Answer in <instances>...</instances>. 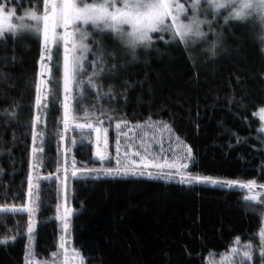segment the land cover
Here are the masks:
<instances>
[{"label": "trees", "instance_id": "16d2710c", "mask_svg": "<svg viewBox=\"0 0 264 264\" xmlns=\"http://www.w3.org/2000/svg\"><path fill=\"white\" fill-rule=\"evenodd\" d=\"M0 4L22 11L32 6L29 0ZM257 35L246 23L234 22L224 28L215 57L207 50L211 40L187 48L157 40L135 58L118 51L114 38L106 36L113 49L106 64L116 68L100 81L99 94L88 89L83 107L114 115L111 122L102 118L109 129L108 152H114L118 121L135 129L129 144L137 148L138 138L156 134L149 124L162 122L154 125L163 128L167 123V139L191 149L189 175L264 184V135L255 115L264 106V51ZM41 56V43L34 37L0 43V205H35L32 248L38 262L52 259L63 234L85 264H208L209 256L231 248L237 236L241 245H258L263 217L242 202L245 192L237 185L141 175L96 179L94 172L79 171L72 176L69 169H97L112 162L97 160L93 136L81 146L71 141L74 132L63 133L59 103H48L33 160ZM110 88L111 99L103 95ZM6 109L18 115L6 116ZM79 116L86 122L83 112ZM163 138L156 144L166 146ZM63 167L68 171L63 173ZM62 178L70 189L69 203L64 199L71 210L66 232L60 218ZM28 222L25 212L0 214V239L15 237L0 244V264H25ZM259 261L254 254L253 264Z\"/></svg>", "mask_w": 264, "mask_h": 264}, {"label": "snow or ice", "instance_id": "6c2138e0", "mask_svg": "<svg viewBox=\"0 0 264 264\" xmlns=\"http://www.w3.org/2000/svg\"><path fill=\"white\" fill-rule=\"evenodd\" d=\"M29 3L32 6L25 10L24 16L16 17L15 23L13 22L15 9H7L6 5L0 4V43L9 37L19 39L28 35L41 39L45 51H51V46L57 49L62 47L63 126L67 130L73 121H79V113L83 112L86 122L75 123V128L82 132L85 129L88 130L87 134L82 136L81 146H84V142L90 140L94 134L95 155L100 161L108 158L109 129L104 127L102 118L106 117L111 122L115 117L107 115L104 111L98 113L92 111L94 106L85 108L83 101L88 98V89L96 88L99 94L102 87L100 81L105 75L114 72L116 66L109 67L106 64L108 57L113 54L105 52L98 37H114L135 58L138 50L152 48L157 40L163 41L166 45L178 42L187 48L189 45L208 40L209 33H211L213 39L207 50L215 57L224 28H230L234 22H243L260 26L259 40L262 42L261 50L264 51V0H29ZM217 25H220L219 32L216 31ZM90 56L91 59H89ZM43 59L42 55L41 60ZM89 67L92 68L91 72L88 71ZM50 72L48 65L41 64V76ZM2 75L3 73H0V76ZM42 84H45L44 80L36 84L37 102L40 100L39 93ZM103 95L111 99V88L109 93ZM5 115L15 118L18 113L9 112L6 109ZM259 116L264 121V106L259 108ZM159 123L162 122H154V124ZM122 124L126 126L127 121H118L115 125L118 133L116 166L74 169L72 176L75 177L78 171L88 174L95 172L94 178L98 179L101 175H144V170L149 167L176 168L177 173L181 175V183L204 182L213 185L223 183L229 187L239 184L242 190L246 189L249 193L243 197L242 202H248L254 213H259L264 217V194L253 192V189L257 187L255 180L220 181L211 176H191L180 171L187 168L186 162L183 164L175 161L158 163L149 160L147 155H141L139 151L131 155L125 151L121 159L120 135H123L125 140L128 138L127 132L120 133ZM33 128L35 129V125ZM163 129L171 130L167 123H163ZM260 131L264 132V126ZM35 136L34 130V139ZM61 139H63L62 136ZM72 142L76 143L75 140ZM128 148H131V144ZM132 155L138 156L139 160L132 159ZM191 156V149H188L186 156L181 158L186 161ZM141 165L142 169H140ZM65 171L67 172V169ZM147 175L151 177L152 172L148 171ZM164 175L171 178L173 173H164ZM31 187L30 176L29 188ZM259 187L264 189V184ZM254 201H258V204L252 205L251 202ZM24 211L31 217L34 208L31 206L26 209L0 207V214H20ZM63 213V217L60 218L64 220L63 227L66 232L69 227L67 217L71 214V210L65 207ZM34 227L35 223L30 219L27 225L30 244ZM10 239H15V237L6 236L0 239V244L7 243ZM234 240L235 245L238 246H232L225 252L219 253V264H248L253 260L257 249L261 264H264V227L259 230L257 246H254L251 241L241 245L239 236ZM51 257L52 259L39 261L38 264H85V257L75 248L69 249L66 237L63 235L59 239L57 251L51 253ZM25 264H37L35 252L31 247L25 253Z\"/></svg>", "mask_w": 264, "mask_h": 264}, {"label": "rangeland", "instance_id": "374dc122", "mask_svg": "<svg viewBox=\"0 0 264 264\" xmlns=\"http://www.w3.org/2000/svg\"><path fill=\"white\" fill-rule=\"evenodd\" d=\"M6 8L7 9H15V16L13 17V22L14 23L16 22V17L25 15V10H23V11H22V9L17 10L16 8H12V7H6ZM26 9H28V8H26ZM246 24L249 26L250 30H252V31L254 30L255 32H257L258 38L261 36V28H260V26L258 24H253V23H246ZM205 30H207V29H205ZM25 36H28V35H25ZM30 37H34V38L39 39L36 36H30ZM105 37L106 36L98 37V39L100 40L101 46L105 50V52L106 53H110L111 50H113V49H112V46L108 42L105 41L106 40ZM165 39H167V37H165ZM212 39H213L212 34L209 33L208 40H206L204 42L206 43V42H208L209 40H212ZM114 40L117 42V50L118 51L120 49L124 50V51L126 50L124 47L121 46L120 42L117 39L114 38ZM39 41L41 43L42 55L44 57V59L40 61V72H41V64L48 65V67L51 69V72L50 73H45L43 76H41L40 72H39L38 82L40 80H44L45 84L41 85V91L39 93L40 100L37 103V109H36V116H35V128H36L35 132H36V136H35V139L33 138V148H32V153H31V156H32L33 160H35V158L38 156L36 152L40 150V148H39V140L40 139L38 137L40 135V132H39L38 128L42 124L45 123L46 114H47V108L49 106L48 103H50V102L52 104L59 103L58 105H60L61 111H62V114H63V97H64L63 79H62L63 49H62V47L57 49L55 46H51V51H45L41 39H39ZM49 57H51V58H49ZM74 94H75V90H74ZM255 115H256L257 119L259 120L260 129H261L262 126H264V121H262L260 119L259 109L256 111ZM76 122L84 123L82 121V119H79V121H73L71 123V126L67 130L64 129V126L62 127L63 133H65V135L69 134L70 132H74V135H73L71 141L75 140L76 141L75 144H77V142H81L82 136L87 134V132H86L87 129H85L82 132L80 129L75 128V123ZM149 125H152V124H149ZM121 128L123 129V131L121 132V130H120V133H123V132H127L128 133L127 140H125L123 135H120V143H121L120 158L121 159H123V153L125 151H128L130 153V155H131V153L139 151L141 155H147L149 160H152V161H155V162H158V163H164L165 161H167L168 163H172V162L175 161L178 164H183V163L186 162L187 165H189L190 158H188L186 161L181 158V157H185L186 156L187 151H188V147L187 146H183L182 144L179 145L174 140H171V142H170V140L167 139V135H168L167 134L168 133L167 129H163L162 127H156V125L150 126L151 130L153 132H155L156 134H154L152 132H150L148 134H145L144 135V140H142L141 138H138L139 140L138 139L136 140V143L138 142L137 144H138L139 148H137L135 146H131V148H128V145L130 143L131 138H133L135 136V129H133L132 127H130L128 125L125 126L124 124L121 125ZM115 131H116V134L118 135L116 127H115ZM261 133L264 135V132L261 131ZM92 136H93L92 137L93 141L95 143L94 134H92ZM162 138L166 139L165 140V144H167V145L166 146L164 145V147H163V142L159 143V144H156L157 142H160L162 140ZM116 139H117V137H116ZM62 140L63 139H61V141ZM108 148H109V144H107V156H108V158L106 160H104V161H101V162L109 163V161H111L112 165H108V166H104L103 165V166H100L99 168H101V167H115L116 166V159H117L116 141L113 144V148H114V152L113 153H109L108 152V150H109ZM34 149H35V151H34ZM94 149H95V147H94ZM96 158H97V160H99V158L97 156H96ZM131 158L139 160L138 156L132 155ZM66 167H63V169H62L63 173L66 172L65 171V169H67ZM142 168H143V166L141 165L140 169H142ZM187 168H188V166H187ZM187 168L186 169H181L180 171L182 173H184V174L189 175L187 173V171H186ZM140 169H138V171ZM69 170L72 172L74 169L72 168V169H69ZM67 171H68V169H67ZM144 171H145V174L141 175V176L149 177L147 175V172L151 171L152 172V176H159V177H162V179H178V178H181V175L177 173V169L176 168H167V167H165L163 169H156V168L149 167L148 169H146ZM169 172L173 173V176L171 178H169L168 176L164 175V173H169ZM84 174H86V173H84ZM121 176H128V175H117V177H121ZM134 176H140V175L137 174V175H134ZM63 179L64 178H62V186H63L62 187V198H63V210H64V208H65L64 199L68 198V203H69V196H70V191L69 190L70 189H68V190L66 189V187H65V185L63 183ZM236 185L239 186V184H236ZM233 186H235V185H233ZM243 190L245 192V196L249 194L246 189H243ZM253 192L254 193L259 192L261 194H264V189L259 188L257 186L255 189H253ZM254 202H256V201H254ZM28 206H31V207L34 208V212H33L31 217L29 216V220L31 219L36 224V207H35V205L33 203H27L24 206L0 205V207H8V208L15 207V208H20V209H26ZM24 212L27 213L26 211H24ZM67 223H68V225L70 227L71 218L69 216L67 217ZM63 225H64V221L62 222V226ZM262 227H264V217H263ZM63 229H64V227H63ZM32 237L33 238H32L31 244H30L29 234H27L26 251L28 250L29 247H31V248L33 247V243H34V240H35V227H34V230H33ZM258 239H259V236H258ZM233 246H238V245L234 244ZM254 254L260 259L258 249H257V251ZM253 259H254V256H253ZM207 263L208 264H219V255H211V256H209L207 258ZM248 264H253V260L249 261ZM258 264H261V261H259Z\"/></svg>", "mask_w": 264, "mask_h": 264}, {"label": "built area", "instance_id": "2783aa9c", "mask_svg": "<svg viewBox=\"0 0 264 264\" xmlns=\"http://www.w3.org/2000/svg\"><path fill=\"white\" fill-rule=\"evenodd\" d=\"M36 261H37V259H36ZM37 264H38V261H37Z\"/></svg>", "mask_w": 264, "mask_h": 264}]
</instances>
